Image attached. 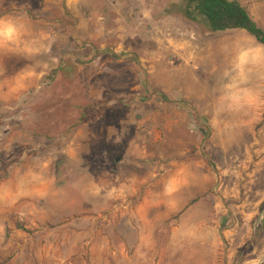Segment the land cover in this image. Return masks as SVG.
<instances>
[{"label": "rangeland", "instance_id": "1", "mask_svg": "<svg viewBox=\"0 0 264 264\" xmlns=\"http://www.w3.org/2000/svg\"><path fill=\"white\" fill-rule=\"evenodd\" d=\"M182 6L0 0V264L262 261L264 46Z\"/></svg>", "mask_w": 264, "mask_h": 264}, {"label": "trees", "instance_id": "2", "mask_svg": "<svg viewBox=\"0 0 264 264\" xmlns=\"http://www.w3.org/2000/svg\"><path fill=\"white\" fill-rule=\"evenodd\" d=\"M181 15L190 21L202 20L212 32L244 30L264 46V28L239 0H183ZM261 206L263 217L254 228L251 239L261 238L264 234V203Z\"/></svg>", "mask_w": 264, "mask_h": 264}, {"label": "crops", "instance_id": "3", "mask_svg": "<svg viewBox=\"0 0 264 264\" xmlns=\"http://www.w3.org/2000/svg\"><path fill=\"white\" fill-rule=\"evenodd\" d=\"M162 98L163 99H166L165 98V96H162ZM128 154V153H127ZM129 155V154H128ZM129 159H130V157H129ZM131 161V160H130ZM134 166H139V162H134ZM122 173H118V175H117V178H118V181H119V183H118V186H116V187H114L113 188V191H112V194H113V198L115 199V200H117V201H122L124 198H125V196L127 195H129L130 196V194H134V193H136L138 190H140V188L138 189V186H137V182H139L140 180H145V179H147V178H149V177H147V176H151V173L149 174V175H146V178H142L140 175H138L137 173H132L130 176H129V179H131L133 182H135V185L133 186V187H131V186H127V188H124L123 186H121V184H120V180H122V179H124V176H122L121 175ZM119 204H120V202H117L116 203V207H117V209H119ZM129 203H126V206H123V207H127V205H128ZM121 205H124V202H121ZM144 207H146L147 209H152V208H161V203H160V201H147L145 198L144 199H142V201H140V202H137V203H135L134 204V208H135V210L136 211H139V210H141V209H143ZM142 214H138V217H136V220L138 221V222H140V224L142 225V223H143V218H142V216H141ZM136 221V222H137ZM137 225V224H136ZM139 225V224H138ZM130 232H131V230H130V228H128V230H123V229H118V240L120 241L118 244L119 245H117V247H116V250H115V252H120L122 255H124L123 253L124 252H126V248H127V246H128V241H127V243L122 239L123 238V236H128L129 234H130ZM134 234H136V233H138V234H140V232L137 230V229H135L134 231ZM141 233H143V232H141ZM142 242V241H141ZM145 246V248L146 249H150L151 248V245H149V244H147V245H142L141 243H136L135 245H134V247H136V248H143Z\"/></svg>", "mask_w": 264, "mask_h": 264}, {"label": "water", "instance_id": "4", "mask_svg": "<svg viewBox=\"0 0 264 264\" xmlns=\"http://www.w3.org/2000/svg\"><path fill=\"white\" fill-rule=\"evenodd\" d=\"M115 160L118 161L119 157H116ZM263 262H264V257H263L262 261L260 263H257V264H263Z\"/></svg>", "mask_w": 264, "mask_h": 264}, {"label": "clouds", "instance_id": "5", "mask_svg": "<svg viewBox=\"0 0 264 264\" xmlns=\"http://www.w3.org/2000/svg\"><path fill=\"white\" fill-rule=\"evenodd\" d=\"M8 31L11 32V28H9Z\"/></svg>", "mask_w": 264, "mask_h": 264}]
</instances>
